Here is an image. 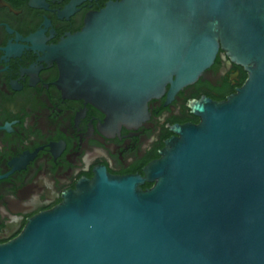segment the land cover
<instances>
[{
	"label": "water",
	"instance_id": "95a60500",
	"mask_svg": "<svg viewBox=\"0 0 264 264\" xmlns=\"http://www.w3.org/2000/svg\"><path fill=\"white\" fill-rule=\"evenodd\" d=\"M105 4L57 45L0 24V239L90 160L165 147L79 176L0 264H264V0Z\"/></svg>",
	"mask_w": 264,
	"mask_h": 264
},
{
	"label": "flooded vegetation",
	"instance_id": "af4514ba",
	"mask_svg": "<svg viewBox=\"0 0 264 264\" xmlns=\"http://www.w3.org/2000/svg\"><path fill=\"white\" fill-rule=\"evenodd\" d=\"M110 1L115 2V0ZM44 2L46 7L31 5L30 0H0V24L7 25L10 30L15 31L18 35L24 38L27 37L29 33H34L45 17L46 19H49V23L55 34L54 37H49V39L44 41V45H49L50 43L52 45H57L61 40L60 36H63L64 34L63 32L74 34L81 31L85 24L84 19L86 14L90 11H100V9H103L106 6L105 3L108 2V0H81L79 3L74 4L72 0H44ZM69 9H72L71 13L68 12ZM21 52L22 53L18 56L20 60H17L20 67L28 68L31 63L36 62L37 55H32V50L30 48L23 47ZM164 147L165 143L160 142L153 148L152 153L139 163L127 165L118 171L110 170L107 167L106 160L102 157L90 160L88 162L87 170L81 171L77 174L68 185L59 187L58 196L55 201L24 215L16 230L6 238L0 239V243L7 242L16 237L27 223L26 218H30L38 212L61 204L62 190L72 187L79 176H83L90 180L93 177V167L102 165L107 174L110 175H125L136 172L143 176L144 172L141 168L142 165L159 158V150ZM153 184L154 182H144L141 187L142 189L151 188Z\"/></svg>",
	"mask_w": 264,
	"mask_h": 264
}]
</instances>
